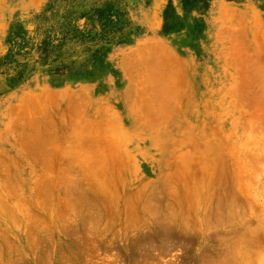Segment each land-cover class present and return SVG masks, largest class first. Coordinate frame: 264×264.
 I'll return each instance as SVG.
<instances>
[{"label": "rangeland", "instance_id": "obj_1", "mask_svg": "<svg viewBox=\"0 0 264 264\" xmlns=\"http://www.w3.org/2000/svg\"><path fill=\"white\" fill-rule=\"evenodd\" d=\"M0 264H264V0H0Z\"/></svg>", "mask_w": 264, "mask_h": 264}, {"label": "trees", "instance_id": "obj_2", "mask_svg": "<svg viewBox=\"0 0 264 264\" xmlns=\"http://www.w3.org/2000/svg\"><path fill=\"white\" fill-rule=\"evenodd\" d=\"M183 1V3L185 4V5H187L189 2H190V0H182ZM194 1H196V0H194ZM101 13H104V11H102ZM107 18H110L109 17V15L107 16ZM107 23H103L101 26H102V31L104 32V33H108L109 31H106V29H107V27L109 26V24L111 23V21L110 20H105Z\"/></svg>", "mask_w": 264, "mask_h": 264}]
</instances>
